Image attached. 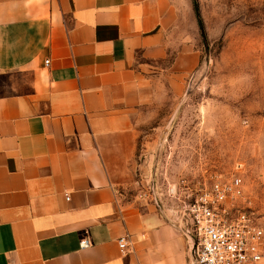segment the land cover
<instances>
[{"label": "crops", "instance_id": "1", "mask_svg": "<svg viewBox=\"0 0 264 264\" xmlns=\"http://www.w3.org/2000/svg\"><path fill=\"white\" fill-rule=\"evenodd\" d=\"M196 19L188 0H0V264H189L188 221L116 177L155 90L199 68Z\"/></svg>", "mask_w": 264, "mask_h": 264}, {"label": "rangeland", "instance_id": "2", "mask_svg": "<svg viewBox=\"0 0 264 264\" xmlns=\"http://www.w3.org/2000/svg\"><path fill=\"white\" fill-rule=\"evenodd\" d=\"M188 1L201 64L182 89H156L137 117V153L118 193L185 220L205 187L238 177L264 229V3Z\"/></svg>", "mask_w": 264, "mask_h": 264}, {"label": "built area", "instance_id": "3", "mask_svg": "<svg viewBox=\"0 0 264 264\" xmlns=\"http://www.w3.org/2000/svg\"><path fill=\"white\" fill-rule=\"evenodd\" d=\"M49 65V61H46ZM238 177L205 187L186 209L189 264H264V229L246 202ZM128 238L119 240L126 253ZM92 246L81 241V249Z\"/></svg>", "mask_w": 264, "mask_h": 264}, {"label": "trees", "instance_id": "4", "mask_svg": "<svg viewBox=\"0 0 264 264\" xmlns=\"http://www.w3.org/2000/svg\"><path fill=\"white\" fill-rule=\"evenodd\" d=\"M197 18H198V21H199V25L201 26V21H200V17H199V15L197 14Z\"/></svg>", "mask_w": 264, "mask_h": 264}]
</instances>
